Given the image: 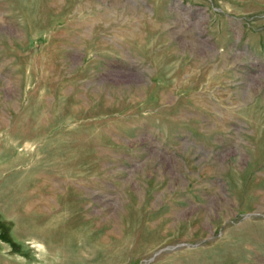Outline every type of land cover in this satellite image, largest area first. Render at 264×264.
Returning <instances> with one entry per match:
<instances>
[{
    "label": "rangeland",
    "instance_id": "obj_1",
    "mask_svg": "<svg viewBox=\"0 0 264 264\" xmlns=\"http://www.w3.org/2000/svg\"><path fill=\"white\" fill-rule=\"evenodd\" d=\"M0 264H264V0H0Z\"/></svg>",
    "mask_w": 264,
    "mask_h": 264
}]
</instances>
